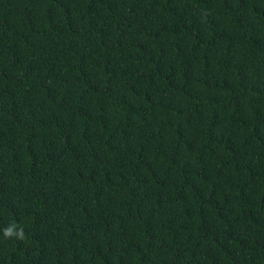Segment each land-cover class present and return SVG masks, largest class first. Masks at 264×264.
Returning <instances> with one entry per match:
<instances>
[{
	"label": "trees",
	"instance_id": "obj_1",
	"mask_svg": "<svg viewBox=\"0 0 264 264\" xmlns=\"http://www.w3.org/2000/svg\"><path fill=\"white\" fill-rule=\"evenodd\" d=\"M0 264H264V0H0Z\"/></svg>",
	"mask_w": 264,
	"mask_h": 264
},
{
	"label": "clouds",
	"instance_id": "obj_2",
	"mask_svg": "<svg viewBox=\"0 0 264 264\" xmlns=\"http://www.w3.org/2000/svg\"><path fill=\"white\" fill-rule=\"evenodd\" d=\"M14 226L10 225L9 227L5 228L3 230L4 237H12L16 236L17 238H23V232L22 231H13Z\"/></svg>",
	"mask_w": 264,
	"mask_h": 264
}]
</instances>
